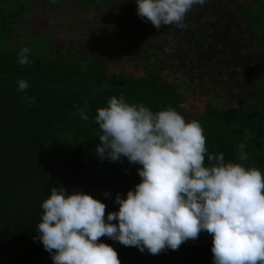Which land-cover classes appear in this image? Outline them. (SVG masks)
<instances>
[{
	"label": "trees",
	"instance_id": "trees-1",
	"mask_svg": "<svg viewBox=\"0 0 264 264\" xmlns=\"http://www.w3.org/2000/svg\"><path fill=\"white\" fill-rule=\"evenodd\" d=\"M69 1L0 0V264H52L36 238L51 187L92 195L106 204V217L118 210L115 195L140 182L139 165L95 153L96 109L112 96L154 112L172 107L201 124L209 152L264 174V0H207L193 6L184 26L159 30L138 17L135 0H74L80 10L103 9L92 20L98 29L86 15L58 37L46 30L29 37L31 46L11 44L29 32L22 16L49 22L41 10ZM55 15L63 24L73 20L67 11ZM23 47L30 49L26 65L18 63ZM21 79L29 85L24 93ZM190 98L197 113L185 107ZM98 242L111 245L121 264H213L206 232L157 255L108 237Z\"/></svg>",
	"mask_w": 264,
	"mask_h": 264
},
{
	"label": "clouds",
	"instance_id": "clouds-1",
	"mask_svg": "<svg viewBox=\"0 0 264 264\" xmlns=\"http://www.w3.org/2000/svg\"><path fill=\"white\" fill-rule=\"evenodd\" d=\"M205 3L135 0L138 17L157 30L184 26L193 6ZM29 53L28 47L18 52L20 65L29 64ZM17 84L21 93L29 87L23 79ZM80 118L88 120L83 109ZM94 120L101 133L96 155L109 162L126 158L140 166L141 179L124 197L115 195L118 210L106 217V204L92 195L51 187L41 203L36 238L52 264H121L111 245L98 242L102 236L157 255L202 232L212 236L213 264H264V174L258 168L209 152L201 124L186 121L172 107L154 112L123 95L112 96L96 109ZM240 148L244 161L243 144Z\"/></svg>",
	"mask_w": 264,
	"mask_h": 264
},
{
	"label": "rangeland",
	"instance_id": "rangeland-1",
	"mask_svg": "<svg viewBox=\"0 0 264 264\" xmlns=\"http://www.w3.org/2000/svg\"><path fill=\"white\" fill-rule=\"evenodd\" d=\"M61 9H54V10H46V9H42L41 10V14L43 15V17L46 19V17H49V22H47L46 20H44L41 16L36 18H31V16H22L19 20L20 24H21V28L23 29V27L28 29V33L24 34L23 37L19 38V39H14L11 41V44L14 46H20V45H24V46H31L32 42H30V38L29 37H36V35H39L40 32H44L46 30L48 31H52V33H54L55 37H58V35H62L64 30H66L67 28H69V26L74 25V22L76 21L75 18H82V17H88L87 23L88 26H92L95 30L98 29V27L100 26V24L98 22H93L92 20H94L95 18H99L96 15H100V13L102 14L103 9H100V13L99 12H95L94 10H92L90 8L89 11H85V10H80V6L79 3H77L76 1H69L67 4H61ZM72 8L70 10V12H68V10L70 8ZM67 11V15H71L73 20L70 22H66L65 24H63L62 22H58V20L56 19L57 15L52 16L53 14H63V12ZM75 13H72V12ZM104 12V11H103ZM35 13V12H34ZM33 14V13H32ZM104 30L106 31V26H104ZM128 27H125V29ZM128 72H134L133 69H129ZM193 106L195 107V109H191L193 108ZM185 107L190 111H193L194 113L198 112V102L196 98H190L187 100V102L185 103Z\"/></svg>",
	"mask_w": 264,
	"mask_h": 264
}]
</instances>
